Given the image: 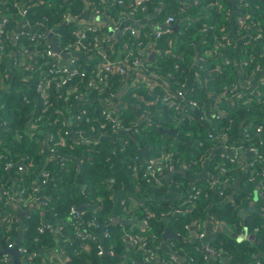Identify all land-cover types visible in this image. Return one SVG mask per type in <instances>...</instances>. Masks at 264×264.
Masks as SVG:
<instances>
[{"label": "trees", "instance_id": "16d2710c", "mask_svg": "<svg viewBox=\"0 0 264 264\" xmlns=\"http://www.w3.org/2000/svg\"><path fill=\"white\" fill-rule=\"evenodd\" d=\"M16 1L25 2L30 11L29 19L32 22L40 20L45 22L46 25L57 27V33L63 46L75 39L72 30L79 23L88 22L86 19L78 20L77 18L83 13L92 16L93 6L96 5L101 10L110 12V15L108 14L109 18L116 17L119 21L125 11L124 6L117 5L112 0H106L107 2L105 0H0V15L13 12ZM92 1H96V4L92 5ZM233 1L197 0L195 3L188 4L185 0H148L144 4L146 9H138V15L143 16L147 13L152 16L150 22L141 24L145 33L154 30L155 26L152 27V24L165 23L168 16H174L177 23L181 24L177 31L174 29L173 34H166L157 40L158 53L154 60L157 61L155 64L158 66H151V69L164 76V79L159 81V85L155 90L157 94L162 92L164 85L167 86L168 84L175 88L183 82H187L191 87L198 88L195 97L200 102H210L211 95L215 94L220 102L224 104L231 95L230 86L233 83H236V89L239 91L252 92L249 102L245 104L243 102L238 103L237 107L226 115L213 118L215 122L213 131L215 133L221 128L228 129V135L231 139H234L232 143L247 146V141L240 142L245 127H249V131L253 135L256 124L264 125V83L259 82L257 84L255 79L253 84L248 87L240 81L244 79L247 84L253 72H255L256 66L259 64L264 66V48L262 50L259 46L253 48V45L249 44L241 49H245L243 55H241V50H237L231 44L232 40L227 39L229 37L226 36L225 32L228 31L227 29L231 25L229 16L236 6ZM156 8L160 9L157 14H155ZM237 11L239 10L237 9ZM242 12L250 16V22L253 20L260 21L264 27V0H247L243 4ZM13 13L15 17H19L16 11ZM69 15L75 18L68 19L67 16ZM11 28H13L12 25ZM108 29L109 27L104 28V30ZM216 36L219 39V44ZM118 39L117 45H121L123 48V39L133 49L138 46L135 37L130 33ZM201 42L208 47L207 49L221 46L223 54L215 59L209 57L205 58V61L200 59L198 61L195 58L196 47ZM172 45L178 48V54L167 57L165 55L166 51ZM207 49L202 50L201 47L199 56ZM82 59L85 63L87 62L86 58ZM226 60H229V62H226ZM243 60H247L246 65H242ZM218 62L222 64L221 70L207 72L208 69L214 70ZM177 63L180 64L179 70L175 69ZM86 73L89 74L90 70L86 69ZM136 74L137 71H134L132 77L127 79V83H131L129 87L124 86L120 92H117L121 93L125 90L124 92L129 98L128 105L131 106L134 100L132 95L135 93L132 83ZM20 75L18 77H6L3 84L0 85V155L4 153L0 157V184L5 174L20 173L21 166L17 164L11 170H8L5 167L8 161L22 162L23 166L21 168L26 167L25 174L21 175V184L32 182V179L36 176L35 173L43 166H48L55 172L53 175L54 184L46 189L52 197L51 204L45 208V214L31 213L27 218V227L23 230L21 245L27 247L30 251H36L38 260L47 261L48 259L51 263L57 261V258L53 256L50 259L46 258L43 251L40 250L48 244L55 245V233L50 231L40 232L39 226L41 222L57 224V221H59L64 226L63 230L67 235L64 236L65 239H69L63 246L66 248L65 252L68 254L69 264H142L140 261L145 255L146 246L131 245L123 237L124 230H130L131 227H136L137 230L141 231L140 233L144 234L143 236L155 233L158 237H162L165 228L168 227L171 233L179 234L181 239H169V243L173 244L171 246L172 251L160 247L158 255L168 257L171 253L177 251L178 256H181V259H178L180 264H209L204 259L203 254L197 252L192 244H188L184 240V236L188 233L185 229L186 223L193 220H204L211 210L210 212L213 213L215 219L226 223L235 233L239 232L245 223L244 221H246L248 222L249 232L255 233L257 236L256 241L244 239L240 242L226 231L222 232L217 238L218 241L213 244L224 248V254L221 258L230 256V264H251L256 255L261 253L257 261L264 264V213L261 209L264 206V197H259V201L252 204L251 200L246 197L248 190L254 189V186L246 185V177H243V173L237 165H232L226 157H221L218 153L213 155V162L209 166L211 173L216 164H220L227 167L229 174H232L234 178L243 177V180L238 182L237 189L239 190L237 192L233 190L232 199L217 195L214 190L212 192L208 178L199 179L195 183L191 182L189 177L200 172L202 164H190L185 169L187 176L183 173H173L170 183L164 178L163 186L155 189L156 194L159 196L171 191L172 188H175L177 192L190 194L200 190L202 196L197 199L195 205H192L191 210L166 226L161 213L169 210L172 206L179 205L181 201L163 200L161 197H157V199H153L148 203L155 214L149 219V225L143 229L137 225L113 224L111 217L114 214L128 218L130 212L125 211L126 209L119 205L113 214L115 209L113 200L111 196H107L100 203L101 208L97 210V215L100 219L99 229L105 227L111 233V237L101 238L105 250H110L111 254L105 257L99 255L98 250L92 244L82 247L81 241L74 235V227L67 221L73 206L88 202L95 193H110L109 186H113L117 190H124L126 193H134L139 186L142 188L150 186L151 183L146 181L145 167L135 174L132 166L137 163L142 164L140 161H145L148 157L157 154L166 140L171 141L172 138L176 140L177 155L184 160L183 164L185 165L188 164L186 160L197 161L202 156H205V160H207L209 146L212 144L209 138V131L211 130L201 120L198 112H194V120H188L184 117H178L174 120L173 116H177L176 111L179 112V110H175L169 104L161 101L157 105L149 107L153 114V125L151 127L138 134L121 133L117 136L114 135L119 140L121 136L124 137L126 140L124 144H121L118 139H116L117 142L110 139H100V145L95 147L75 145L70 136L65 135L64 131L67 128V123L63 124V122L70 120L68 114L70 110H72V113H78L80 110L90 108L92 105H96L98 108L106 107L107 103L101 99L99 92L92 90L87 100L76 99L75 95L70 93L68 85H62L59 89L60 93H58V86L54 84L50 103L44 106L36 94V80L31 85L29 82H25ZM107 78L111 90H116L118 86H121L124 77L117 72L113 76H107ZM86 79L88 77L79 79L81 89H84L82 86L85 84ZM254 88L257 90L253 93ZM25 93L30 95L32 99L30 103L24 100L23 95ZM132 107L134 108V106ZM121 109L125 111L129 118L137 116L133 109L126 106ZM139 110L142 113L144 108ZM41 114H43V118H40L31 127L30 121L40 117ZM4 121H7L8 124L1 125ZM83 123L84 130H88V124ZM37 127L40 128L37 129ZM161 129L174 130L177 134L162 132ZM19 133L23 135L21 141L17 139ZM42 134L56 136L55 140H57L59 147L58 152L42 151L41 146H45L43 139H41ZM178 135H181L183 139H180ZM116 143L117 147L115 148ZM76 156H86L80 166L74 161ZM61 162H64V166H61ZM177 167L180 168V165H177ZM175 182L179 185L178 188L175 187ZM81 189H85L86 195L81 192ZM57 193H60L59 196H57ZM205 193L208 195H204ZM253 196L255 197L254 193ZM2 204L0 202V206ZM84 210H86L85 214L95 213L94 210L88 209V206ZM140 215H147L143 208L140 210ZM256 227L260 228L257 232H255ZM18 232L19 230H14L12 233L6 234L3 229L0 230V264H4L6 258L11 259V255L6 249L13 245ZM150 242L148 241V246L152 248L153 245ZM127 252L129 253L128 256ZM52 257L53 260H51ZM221 258L215 264H225ZM23 264H25V261H23ZM144 264H146L145 260Z\"/></svg>", "mask_w": 264, "mask_h": 264}, {"label": "built area", "instance_id": "2783aa9c", "mask_svg": "<svg viewBox=\"0 0 264 264\" xmlns=\"http://www.w3.org/2000/svg\"><path fill=\"white\" fill-rule=\"evenodd\" d=\"M146 1L148 0H112L113 3L125 7L120 21L116 17L109 18L110 12L101 10V8L95 5L96 1L91 2L92 5H95L92 7L91 17L109 18L113 30L120 29V26L123 24L121 31L126 34L130 33L135 37L138 46L133 49L130 45L126 44L123 52H120V54H114L112 52V40L104 35L98 24L90 20L79 23L72 30L75 39L63 46L57 33V27L46 25L45 22L40 20L32 22L29 19L30 11L25 2L16 1L13 12L16 11L19 17H15L13 12L0 15V85L3 84L6 77H18L21 74L20 76L23 77V80L29 82L31 85L36 80V94L44 106L50 103L54 91V84L58 86V93H60L59 89L62 85H68L70 93L75 95L76 99L87 100L90 92L97 90L101 99L107 103L104 97L105 94L107 92L117 94L124 86L126 88L129 87L131 83H127V79L132 77L134 71H137L132 83L135 91L132 97L134 99L135 109L139 110L144 108L142 114H140L144 117L137 115L129 118L120 108L122 102L118 100L107 103V106L104 108H98L96 105H92L90 108L87 107L78 113H72V110H70L68 113L70 120L63 122V124L67 123V128L64 131L65 135H69L75 145L95 147L100 144L99 139L102 137L110 135L117 136L121 133L138 134L153 125V114L149 107L155 106L161 101H169L174 104L176 110H179L181 117L188 120H194V112L199 113L201 120L211 130L209 131V138L212 144L209 146V150L213 151L214 154H220L221 157H226L232 165H237L244 174V177H246V185L254 186V189L248 190L246 198L251 200L252 204H255L259 201V197H264V125L256 124L253 135L249 131V127H245L242 137H240V142L247 141V146L232 143L234 139H231L228 135V129L221 128L217 133L213 131V125L215 126L213 118L226 115L231 108L237 107L238 103L243 102L245 104L249 102L252 92L239 91L236 89V83H233L230 86L231 95L224 104L220 102L218 96L215 94L211 95L210 102H200L195 97L198 88L191 87L187 82H183L175 88L168 84L167 86L164 85L162 92L157 94L155 90L159 85V81L164 79V76L156 71H152L151 66L157 67L158 65L155 64L157 61L154 58L152 60L149 58L153 50L156 49L157 40L166 34H173L174 28L168 24L177 23V19L174 16H168L165 23L153 24L156 28L155 33L148 31L146 33L140 32L135 24L143 20L147 14L143 16L138 15L139 8L146 9V6H144ZM238 1L239 6L237 9L240 12V29L245 30L249 25L255 33L253 38L258 41L264 40V27L262 23L254 20L250 22V16L242 12L243 4L247 0ZM105 2L107 1L105 0ZM159 12L160 9L156 8L155 14ZM67 17L68 19L75 18L71 15ZM77 19L82 20L85 18ZM11 25L13 28H11ZM163 25L166 26L164 27ZM46 32L55 33L56 41L61 47V51L65 54V57L54 50L48 40ZM216 40L219 42L217 36ZM192 44L194 45V43ZM177 54L178 48L172 45L166 51L165 55L169 57L176 56ZM222 54L221 46L214 49L213 47L211 48L210 57L212 59ZM82 58H86L87 62L85 63ZM200 60L205 61L204 58H200ZM226 62H229V60H226ZM246 64L247 60H243L242 65ZM221 68L222 64L218 62L214 70L208 69L207 72L221 70ZM86 69L90 70L89 74L86 73ZM175 69L179 70L180 64L177 63ZM117 72L124 77L123 82L116 90H111L107 76H113ZM57 75L60 76L57 77ZM85 77H88V79L85 80V84L82 86L84 89H81L79 79ZM255 79L260 83H264V66L261 64L256 66L255 72L250 77L249 87ZM256 90L254 88L253 93ZM23 98L27 103L32 101L30 95L26 93L23 95ZM40 118H43V114L31 120L30 126H34ZM83 122L88 124V130H84ZM7 124V121H4L1 125ZM49 137L51 143L45 146L42 145V151L58 152L57 140H55L56 136L50 135ZM119 141L121 144H124L126 140L121 136ZM236 141L238 142L237 139ZM169 143L171 144V142L166 140L157 154L148 157L145 161H140L142 162L141 169H138V163L132 166L135 174L145 167L144 173L146 175V181L156 188L163 186L165 174L177 169L179 163H184V160L177 155L178 153H174L168 147ZM15 164L17 163L14 161H8L5 167L11 169ZM17 165L23 166L22 162H19ZM61 166H64V162H61ZM21 167L19 172L25 174L26 167L23 169ZM54 173L48 166H43L42 169L35 173L36 176L32 179L30 186L24 183L20 184V187L14 193H12L13 191L8 186L2 185L0 187V202L3 203L0 206V230L3 229L6 234L12 233L14 230H19L23 234L26 225L21 217L20 211L31 209V212H34V214H45V208L51 204L52 198L46 189L54 184ZM234 181H236V178L232 174H229V169L220 164H216L208 179L212 192L214 190L217 195L227 198L230 197V199L233 198V193L236 191ZM173 184L174 182L172 186ZM178 186L175 182V187L178 188ZM204 195L207 196L208 194L205 193ZM201 196L202 192L200 190H196L192 195L183 193L180 196L181 202L179 205L181 206L176 207L174 210L175 213H182V207L196 203L197 199ZM122 203L124 204L125 200ZM100 208L101 206L88 208L94 210L95 213L85 214L86 210L77 211V208L73 206L70 211L72 220L69 221V224L74 227V235L81 241L82 247L92 244L98 250L99 255H104L107 250H105L101 238H109L111 237V233L105 227L99 229L100 219L97 215V210ZM261 209L264 213V206ZM162 216H165V214ZM144 223L146 224L147 221L145 220ZM259 230V227L255 228V232ZM39 231L54 232L55 237H57V234L61 237L65 236L63 227L56 230V224L48 222H41ZM152 234V238H154L155 233ZM249 234L250 232H248L244 239ZM252 234L256 235L255 233ZM123 237L127 242L139 246H147L149 241L147 236H143L133 229H125ZM201 237H203V234L199 235V238ZM46 249L47 247L44 246L40 250L44 251ZM194 249L203 254L204 259L210 264H213L224 254L223 247L208 243L195 245ZM19 250L21 260L25 261V264H47L46 260H38V253L36 251H30L27 247L21 245V243ZM11 260L12 258H6L4 264H12ZM153 260L154 257L149 252L146 263L151 264ZM51 264H57V262L54 261ZM164 264H180L177 252L169 255L164 260ZM257 264L261 263L258 262Z\"/></svg>", "mask_w": 264, "mask_h": 264}, {"label": "crops", "instance_id": "0c3cea01", "mask_svg": "<svg viewBox=\"0 0 264 264\" xmlns=\"http://www.w3.org/2000/svg\"><path fill=\"white\" fill-rule=\"evenodd\" d=\"M185 1L188 4H191V3H195V1H197V0H185ZM233 3L236 6H235V10L233 11V13H231L230 16H229L230 17V21H231V25L227 29L228 31L225 32L226 36L229 37L227 39L232 40V42L231 41L230 42H231V44L233 46H235V48L237 50H241V49L247 47V45H249V44L253 45V48H257V46H259V48H261V50H262V48L264 46V40L258 41L256 39H254L253 36L255 35V33H254V31L252 30V28L249 25L247 26V28L245 30L240 29V27H239V24H240V22H239L240 12L237 11V8L239 6V1L238 0H234ZM144 17L145 18L143 20H140L139 22H137L135 24L138 27L140 32H143V30H144V27H141V24L145 23V22H150L151 19H152V16H149L147 14ZM95 24H98V26L101 27V30L104 33V35L109 37L112 40V49H111L112 52L114 54H120V52H123V47H121V45H117V42L119 41L118 38L121 37V36H125L126 35V33L121 31L122 28L117 29V30H113L112 27H111V22H110V20L108 18H106L104 20L102 19V20L96 21ZM180 26H181V24H180ZM106 27H109V29L108 30H104V28H106ZM122 27H123V24H122ZM152 27H154L153 24H152ZM155 30H156V28L154 27V30L152 32L155 33ZM122 42H124V46L127 44L125 39H123ZM218 44H219V42H218ZM201 47H202V50H205V49L208 48V47L205 46V44L203 42H201L196 47V52L197 53H196L195 58L198 61H199L200 58H204L205 59V58H209L210 57L211 49H207L206 52L202 51L203 53L199 56V54H200L199 49ZM244 51H245V49L241 50V55H243ZM152 53H154V55L151 58ZM152 53H151L150 58H149L151 60L157 56L158 49L156 48L155 50H153ZM240 82L244 86L247 85L249 87V85H248L249 80H248L247 84H246L244 79H241ZM258 83H259V81H257V84ZM115 96H116V98H115ZM104 97H105V100L107 101V103L115 102L116 100L121 101L122 103H121V107L120 108H124L126 106L127 108L133 109L134 112L138 116L144 117L143 115H140V114H142L140 110H137V109L132 107V106H134V103H133L132 106L128 105L129 98L127 97L125 92H121V93H117V94H111V93L107 92ZM125 101H126V104H125ZM133 102H134V100H133ZM164 103L169 104L173 109H175L174 104H172L171 102L166 101ZM176 114H177V116L176 115L173 116L174 120L178 119V117H181V113L180 112L176 111ZM39 128L40 127H37V129H39ZM165 130H170V129H165ZM39 133H42V132H39ZM174 134L176 135L177 133H174ZM42 135L43 136H42L41 139H43L45 145H47L48 142L51 143L50 137H49L50 135H44V134H42ZM88 136H91V135H88ZM90 138H92V137H90ZM17 139L21 141L23 139V135L21 133H19L17 135ZM107 139H110L112 141L117 142L116 139H118V138H116L114 135H110V136H107ZM173 139L174 138H172V140L169 141V142H171V144L169 143L168 147L174 153H178V151L176 150L177 149V147H176L177 142H176V140H173ZM116 147H117V143L115 144V148ZM58 151H59V147H58ZM3 155H4V153H2V155H0V157L3 156ZM213 155H215L213 153V151L209 150L207 160H205V156H202L197 161L196 160H189V161L186 160L188 162V164L185 165L183 163H179L178 165H180V168L179 167L178 168L185 170L188 167V165H190V164H194V163H198L199 164L200 163V164H202L200 172L192 174L191 177H189V180L191 182L195 183L199 179H202V178H208L209 179V177L211 175V168H209V166L213 162ZM85 157L86 156H76L74 161H75V163L78 166H80L81 162L84 160ZM141 168H142V164H139L138 169H141ZM8 170H11V169H8ZM21 175H24V173H18V174L17 173H9V174H5L3 176V180L1 181L0 187H2V185L8 186L13 191L12 193H14V191H16L20 187ZM185 176H187V175L185 174ZM243 177H244V174H243ZM243 177L242 178H237L235 183L237 181L238 182L242 181ZM30 185H31V182L29 181L28 186H30ZM155 188L156 187L153 186V185L144 186L143 188L141 186H139V188H137L136 191H134V193H124L125 192L124 190H117L113 186H109V192L110 193H105V194H103V193H97L96 194L95 193V194H93L90 197V200L88 202H83L81 205H78V206L75 205V207L77 208V211H82L87 206H88V208L99 207L100 203L103 202L106 199L107 196H111L112 200H113V205H114L113 207H115V205L123 206L124 209H126L125 211H129L130 212V215L128 217L129 219H131V220L137 219L138 220V223L130 224V225L141 226V228L144 229L145 226L149 225V219L152 218L154 216V214H155V212L153 211V208L148 204V203H150L151 200L157 199V197H161L163 200L169 199V200H172V201H178V200H180V196L183 195V193H179V192L176 191L175 188H172L171 191H169L167 193H164L163 195L159 196V195L156 194V189ZM236 189H237V187H235V190ZM81 192L85 193V195H86L85 189H81ZM59 194L60 193H57V196H59ZM184 194L192 195L193 193L192 194L184 193ZM124 200H125V203L123 204L122 201H124ZM192 205H195V203H192V204H190V205H188L186 207H182V209H183L182 213H175V211H174L176 209V207L181 206V205H177V206L175 205V206H172L169 210L163 211L161 213V215L165 214V216H166V217L163 216L164 217L163 219L165 220L166 226L171 221H174L175 219H178V217H180L181 215H184L187 211L191 210ZM79 207H81V208H79ZM142 208L147 213L146 216H141L140 215V210ZM28 210L30 212L28 214H26L24 216V218H23L26 227H27V218H28V216L31 215L32 212H31V209L23 210V211H28ZM247 210H246V212H247ZM210 211L208 212L207 217L204 220H202V221L193 220V221L188 222V223L185 224V229H186V231H188V233L185 234L184 240L187 241L188 244H192L193 247L195 245L207 244V243L211 244V245L215 244V242L218 241L217 240L218 236H220V234L222 232H224L223 225L226 226L227 228L231 229L226 223L220 222L217 219H215V217L213 216V213H211ZM70 214H69V217L67 219L68 223H69V221L72 220V214L71 215ZM113 214H114V212H113ZM115 218H117L119 220L127 219L125 217H122V216L114 214L113 217H111V221H113ZM145 220L147 221L146 224L144 223ZM244 222H245L244 225L240 228V230H239V232L237 234H240V233L243 232V229H244L245 225L248 226V224H247L248 222H246V221H244ZM63 224H64V222H63ZM62 227H64L62 225V223L57 221L56 230L60 229ZM166 228H168V227H166ZM129 229H133L136 232L140 233V231L137 230L136 227H131ZM249 231L250 230L248 229V232ZM141 234L144 235L143 233H141ZM201 234H203V237L199 238V235H201ZM152 235H153L152 233H149L147 235V237L149 238V241H151L150 244L152 243L153 247L149 248V246L147 244L145 255L143 256V259L140 262L142 264H144V260H145V263H146L147 255L150 252V253H152V256L154 257V260L151 262V264H164V260L167 259L169 256L168 257L160 256V255H158V252H159L160 247L161 248H167L170 251H172V247L171 246L173 244L169 243V239H172V238H168L167 240H164L163 235H162V237H158V235L155 234L154 238H152ZM177 235H179V234H177ZM252 235H254V234H252V233L249 234V236H252ZM65 236H67V235L65 234ZM246 239L247 240H251V241H256L257 240V236L254 235V239H249L248 237ZM68 241H69V239H65V237H61L59 234H57L55 245H52V244L46 245L47 249L43 251V254H45L46 258H49V259H50L51 256L56 257L57 258V261H56L57 264H69L70 261L67 259V255L68 254L65 252L66 248L63 247L66 244V242H68ZM128 243H130V242H128ZM130 244L134 245L133 243H130ZM107 252L104 254V257L107 255ZM128 254L129 253L127 252V256H128ZM260 254L256 255L255 260H253L251 262V264H257L259 262V261H257V258L260 256ZM178 255L179 254L177 252L178 259H181V256H178ZM53 257L51 258V260H53ZM229 257L230 256L223 257V258H221V260L224 261V258H225L227 260V261H224L225 264H230ZM11 258H12V256H11ZM216 261L213 264H215ZM22 264H23V261H22ZM47 264H51L50 260H48V259H47Z\"/></svg>", "mask_w": 264, "mask_h": 264}, {"label": "water", "instance_id": "95a60500", "mask_svg": "<svg viewBox=\"0 0 264 264\" xmlns=\"http://www.w3.org/2000/svg\"><path fill=\"white\" fill-rule=\"evenodd\" d=\"M78 18L79 19L85 18V19L90 20V21H99V20L105 19L103 17H97V16L91 17V16H88L86 13H84L83 15H81ZM168 25L171 26V27H173L176 31L180 28V23H177V24L176 23H170ZM165 26L166 25H164V27ZM120 28H122V25H121ZM46 35L48 37L49 42L52 44L54 50L57 51L58 53H60L63 57H65V54L61 51V47L59 46V44L56 41V35H55V33H53V32H46ZM153 55H154V53H152L151 58L153 57ZM161 130H162V132H172V133H176V131H174V130H163V129H161ZM178 137L180 139H183V137H181V135H178ZM101 139H107V137H102ZM173 173H183L184 175L186 174L185 170H183V169H175V170H173V171H171V172H169V173H167V174L164 175V178H165V180L168 183H170V178L173 175ZM235 187H238V181L235 183ZM124 193H126V192H124ZM117 207H118V205H115V209L113 210L114 213L116 212ZM79 208H81V207H79ZM29 212H30L29 210L28 211H20L22 218H24V216L26 214H28ZM112 223L113 224L123 223L124 225H127L128 226L130 224H136V223H138V220L137 219H133V220H131V219H122V220H119V219L115 218L112 221ZM223 229H224V231H226V233L230 234L232 237L236 238L238 241H242L247 236V234H248V226L247 225H245V227L243 229V232L240 233V234H237V233L233 232L231 229L227 228L224 225H223ZM22 238H23V234H22V231H21L16 236L14 245L11 246L10 248H7L6 249V251L8 253H10L11 256H12V264H22L21 253H20V250H19V246H20V243L22 241ZM163 238H164V240H167L168 238L181 239V236H179L177 234H172L169 231L168 228H165V230L163 232ZM248 238L249 239H254V235L248 236ZM109 254H111L110 251L107 252V255H109ZM224 261H227V260L224 258Z\"/></svg>", "mask_w": 264, "mask_h": 264}, {"label": "rangeland", "instance_id": "374dc122", "mask_svg": "<svg viewBox=\"0 0 264 264\" xmlns=\"http://www.w3.org/2000/svg\"><path fill=\"white\" fill-rule=\"evenodd\" d=\"M233 109H235V107H234V108H231L230 111L233 110ZM236 191H238V189H236ZM228 199H229V198H228ZM140 232H141V231H140ZM140 234H141V233H140Z\"/></svg>", "mask_w": 264, "mask_h": 264}]
</instances>
